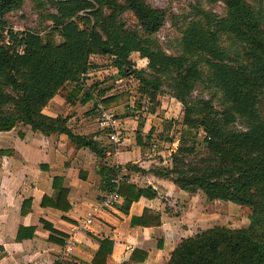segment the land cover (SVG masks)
<instances>
[{"label": "trees", "instance_id": "obj_1", "mask_svg": "<svg viewBox=\"0 0 264 264\" xmlns=\"http://www.w3.org/2000/svg\"><path fill=\"white\" fill-rule=\"evenodd\" d=\"M209 1L223 2L224 15L211 18L205 14L189 20L181 51L170 54L153 38L169 14L146 0H46L54 8L43 15L45 21H51L49 30H25L22 38L10 30L12 45L3 42L5 15L20 9L24 0H0V131L21 123L45 135L65 133L76 147H86L95 154L101 185L113 190L112 179L123 165L104 163L110 145L94 134L74 131L68 125L69 116L53 117L43 112L68 83L74 87L66 99L74 103L86 74L98 66L91 56L108 55L122 76L139 80L140 94L148 98L152 112L164 88L183 107L182 123L193 134L191 140L182 135L172 153V166L151 170L170 177L181 189L252 207L248 226L216 224L199 229L182 238L165 264H264V8L248 0ZM126 12L133 16L131 25L123 19ZM224 37L239 47L230 45L234 49H228L223 45ZM20 44L24 45L23 53L16 50ZM132 52L148 59L146 68L134 67ZM206 77L221 92L220 108L212 98L193 94ZM116 98L105 96L103 101L109 104ZM139 124L142 126L143 121ZM200 129L205 132V153L188 161L187 156L196 152V132L192 131ZM136 139L143 149L146 142L140 132ZM12 152L0 147V156ZM124 166L131 167L130 163ZM80 176L85 177L83 172ZM52 188L54 193L44 194L41 205L68 211L71 203L64 177L55 175ZM119 192L124 196L125 212L141 196L156 195L151 186L142 188L125 180L120 182ZM31 202V198L23 200L22 214L30 211ZM40 221L49 230L50 241L66 243L65 233L45 219ZM160 223V215L148 208L141 216L132 217V224ZM35 228L20 225L16 240L32 237ZM99 242L92 262L107 264L114 242L107 237ZM147 256L146 251L136 248L130 261L120 264L143 262Z\"/></svg>", "mask_w": 264, "mask_h": 264}, {"label": "crops", "instance_id": "obj_2", "mask_svg": "<svg viewBox=\"0 0 264 264\" xmlns=\"http://www.w3.org/2000/svg\"><path fill=\"white\" fill-rule=\"evenodd\" d=\"M98 56L93 54L91 59L95 61L94 57ZM91 84L85 78L74 103L68 102L61 92L56 94L43 112L53 117L69 116L68 125L74 131L94 134L104 141L106 135L99 126V117H95L99 102ZM123 143H116L107 151L104 163L123 165L118 173L121 181L142 188L151 186L156 195L141 196L131 203L128 212L122 209L124 196L121 195L115 206L100 210L93 223L82 229L78 227L80 218L109 192L101 185L95 154L86 147H76L65 133L44 135L21 123L11 130L0 131V147L13 150L11 155L0 156V246L4 248L0 252V264H93L99 239L106 237L114 242L107 264L130 261L136 248L146 251L148 256L143 262L133 264H165L182 238L203 229L206 212L203 214L195 201L200 191L181 189L170 177L152 171L151 168L161 166L155 159L122 160ZM126 163L131 167H125ZM55 175L63 176L64 185L69 188L71 208L68 211L41 205L44 194L54 193ZM26 198L32 199L31 207L28 213L22 214L21 206ZM146 208L160 215L159 225L132 224V217L141 216ZM41 219L66 234L64 245L48 239L50 232ZM20 225H35L33 236L16 240ZM69 241L72 249L67 251Z\"/></svg>", "mask_w": 264, "mask_h": 264}, {"label": "rangeland", "instance_id": "obj_3", "mask_svg": "<svg viewBox=\"0 0 264 264\" xmlns=\"http://www.w3.org/2000/svg\"><path fill=\"white\" fill-rule=\"evenodd\" d=\"M153 6L165 8L169 17L161 29L153 35V38L162 46L166 52L170 54H179L182 49V35L189 20L209 15L221 16L225 13L223 2L211 3L209 0H146ZM255 6L260 4L264 8V0H248ZM46 4L40 7L41 3ZM46 0H24L20 9L8 12L5 15L6 25L5 31L37 30L45 33L49 30L51 21H45L43 15L48 11H53ZM123 19L128 24H133V16L130 12L123 15ZM56 40L60 41V37L55 35ZM223 45L228 49L230 45L238 46L232 43L230 39L224 37ZM231 47V46H230ZM231 49H234L231 47ZM97 62V68L91 69L86 74L88 82H92V89L97 94V101L107 108L118 110L121 126L119 131L120 142H113L105 136L102 142L109 144L110 148L116 143H121L123 153L121 159L132 160H152L155 159L157 165L172 166V153L177 149L182 135H187L189 141L193 134L183 125V107L181 103L175 99L167 88L157 96V104L152 112L151 103L148 98L140 93V82L134 76H122L116 66L113 65L111 57L108 55H100L94 57ZM130 59L135 68H146L148 59L141 57L139 52H132ZM128 68V67H126ZM74 83H68L61 91L65 95L73 87ZM105 90L104 95L100 94ZM196 97L212 98L214 105L220 108L221 92L214 87L212 83L205 78L200 82L194 92ZM105 96H117L109 104L103 101ZM79 101V99H78ZM92 106V105H91ZM76 114L78 111H74ZM89 112H92L91 110ZM93 115L92 113H90ZM98 118V115L95 114ZM143 121L142 126L140 122ZM20 124V123H18ZM17 124V125H18ZM20 126V125H19ZM188 130V131H187ZM140 132L146 142L143 149L137 144L136 136ZM196 132V152L189 154L187 160L190 161L205 153V144L202 141L205 132L201 129ZM103 134H105L103 132ZM45 135V134H44ZM172 139V141H169ZM110 140V141H109ZM136 149L134 151L133 149ZM123 162L122 164H124ZM155 165L156 163L152 162ZM199 208L203 209L204 222L201 227L207 228L216 224L226 225L229 227H246L250 223V215L252 207L250 205H241L232 201L221 199H209L203 192H198L195 198ZM198 229V228H197Z\"/></svg>", "mask_w": 264, "mask_h": 264}, {"label": "built area", "instance_id": "obj_4", "mask_svg": "<svg viewBox=\"0 0 264 264\" xmlns=\"http://www.w3.org/2000/svg\"><path fill=\"white\" fill-rule=\"evenodd\" d=\"M25 31V30H23ZM22 31V32H23ZM15 33L18 31H14ZM22 32H18V37L22 38L24 35ZM3 42L12 45L14 43V39L12 38L11 32L9 30L4 31L3 34ZM16 50L19 53H23L24 45H16ZM98 110V122L101 130L105 133V135L113 142H120L119 137V125H120V118L118 117V110L113 108H107L102 103H98L97 105ZM122 177L117 174L112 181L115 183V188L102 196V198L93 205L84 216H82L78 222L79 228H88L93 221L97 217V213L106 208H110L115 206L121 199V194L119 192V186ZM69 245L66 246L67 251L72 249L71 241L68 242Z\"/></svg>", "mask_w": 264, "mask_h": 264}]
</instances>
